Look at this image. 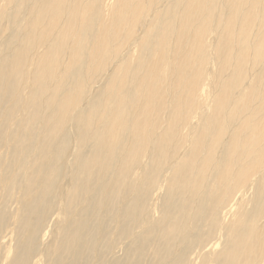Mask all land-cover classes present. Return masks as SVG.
<instances>
[{
	"label": "bare ground",
	"instance_id": "6f19581e",
	"mask_svg": "<svg viewBox=\"0 0 264 264\" xmlns=\"http://www.w3.org/2000/svg\"><path fill=\"white\" fill-rule=\"evenodd\" d=\"M0 264H264V0H0Z\"/></svg>",
	"mask_w": 264,
	"mask_h": 264
},
{
	"label": "rangeland",
	"instance_id": "374dc122",
	"mask_svg": "<svg viewBox=\"0 0 264 264\" xmlns=\"http://www.w3.org/2000/svg\"><path fill=\"white\" fill-rule=\"evenodd\" d=\"M52 222H53V224H52ZM48 224H49V225L52 224V225L54 226V221H51V222H49ZM49 225H48V228H49L50 230H47V231H49V232H48V235H47V237H46V242H48V244H49V242H50V240H51V233H52V229H53V226H49ZM49 233H50V234H49ZM48 237L50 238L49 241H48V239H49ZM47 238H48V239H47ZM8 239H9V237H7V238H3L2 241H3V242H4V241L7 242ZM6 240H7V241H6ZM9 240H10V239H9ZM5 242H4V243H5ZM4 243H3V244H4ZM43 244H44V243H43ZM13 245H14V243L12 244V246H13Z\"/></svg>",
	"mask_w": 264,
	"mask_h": 264
}]
</instances>
